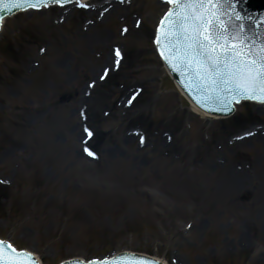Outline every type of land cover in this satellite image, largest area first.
<instances>
[{
	"label": "rangeland",
	"instance_id": "obj_1",
	"mask_svg": "<svg viewBox=\"0 0 264 264\" xmlns=\"http://www.w3.org/2000/svg\"><path fill=\"white\" fill-rule=\"evenodd\" d=\"M156 4L131 0L86 32L112 37L125 58L85 103L83 91L99 75H91L95 63L105 54L111 61L110 45H82L76 13L53 18L43 11L6 21L0 36V181L10 183H0V233L45 264L119 250L182 264H264L262 171L252 165L264 163V139L228 146L231 137L264 123V109L255 108L237 126L232 119L202 120L174 90L162 89L164 73L150 43L161 13ZM139 18L142 25L134 29ZM134 86L142 93L130 109H121ZM83 104L95 133L89 144L98 153L91 160L80 151L84 118L77 111ZM133 130L146 136L144 146L136 136L123 140ZM232 170L248 180L240 194L227 188Z\"/></svg>",
	"mask_w": 264,
	"mask_h": 264
},
{
	"label": "snow or ice",
	"instance_id": "obj_2",
	"mask_svg": "<svg viewBox=\"0 0 264 264\" xmlns=\"http://www.w3.org/2000/svg\"><path fill=\"white\" fill-rule=\"evenodd\" d=\"M123 2V0H122ZM167 11L160 18L154 34V44L160 58L174 73L181 86L196 104L209 111L232 114L242 100L264 103V16L254 19L245 14L243 0H165ZM73 4L81 8L95 5L82 0H0V11L11 14L14 10L28 11ZM103 14V13H101ZM4 18L0 16V28ZM255 25V30L249 25ZM137 27L142 21H136ZM129 31L125 26L122 34ZM46 49L41 48L44 52ZM124 52L114 48V66L119 67ZM109 72L102 70L101 79ZM95 82L93 81V84ZM92 85H90L91 87ZM134 92L127 100L133 105L138 99ZM82 115H84L82 111ZM87 138L94 131L85 126ZM254 133L245 131L243 139ZM170 142L172 136L165 133ZM140 144L146 136L139 135ZM83 151L96 158L98 153L85 144ZM10 183V181H0ZM190 228L191 225L189 224ZM116 258L89 261L88 264H117ZM0 264H37L32 252L18 249L7 240H0ZM81 264V262H76ZM131 264H156L143 257L132 258Z\"/></svg>",
	"mask_w": 264,
	"mask_h": 264
},
{
	"label": "bare ground",
	"instance_id": "obj_3",
	"mask_svg": "<svg viewBox=\"0 0 264 264\" xmlns=\"http://www.w3.org/2000/svg\"><path fill=\"white\" fill-rule=\"evenodd\" d=\"M94 5H95L94 7H91L85 13V15H86L85 19L88 21V24L84 25L82 23L80 25V27L77 28L75 35L82 42H85V43L99 42V44L102 43L103 45H105L110 41V38L106 37V35L104 33H101L99 37H98V35H96L95 37L91 38V37H89V33H86V32L89 29H91V27L96 26L97 21H98L97 16L99 17V12H100V15L102 16L103 19H107L110 16L116 14L117 12L119 13L120 11H122L125 7V4L114 3L111 1V2H108L106 4H101V5L100 4H94ZM101 13H103V14H101ZM83 22H85V21H83ZM98 63H96L94 65V67L97 66ZM103 68L104 69L108 68L109 69L108 73H111L114 70V66H113V64L110 65V61H109L107 55H105L104 59L102 60V63L99 64V68L96 69L97 71L94 70L92 72V76H94L93 73L95 71L99 72L100 70H103ZM164 73H165L166 77L170 79V83H168V84H170L173 88H175L173 80L168 76V74L165 70H164ZM96 81H98V82H96L98 84L99 80H96ZM92 82H93V80H92ZM180 98L184 101V96L180 95ZM122 109H126L124 104L122 106ZM252 130L254 133L252 136H249L248 138H243V140H241V141H235L228 146L232 150H234V149L243 148V147L248 146V145H254L256 143V141H259L260 139H264V125L253 128V129H251V131ZM132 138L133 137L131 135H129V136H125L123 138V140L129 143L132 141ZM225 139H226V136H222L220 141H223ZM252 165L259 167L262 171L261 175H259V177L261 178L259 188L263 192V196H264V163L262 161H253ZM211 166H213V164H211ZM252 177L256 178L258 176L253 175ZM231 182H232V185H231ZM249 182H250V180H249ZM223 183L224 182L220 183V186H222ZM227 185H228L227 188L230 192H232L234 194H240L242 191L246 190V188L248 187L249 184H248V180L246 179V176L244 175V173H242L241 171H238V170H232L229 172V180H228ZM242 196H245V194H243ZM197 228L198 229L200 228V224L197 226ZM244 239H245V234H242L241 240L246 245L247 240H244ZM261 258H262V260H264V255ZM178 263L181 264V261H178Z\"/></svg>",
	"mask_w": 264,
	"mask_h": 264
},
{
	"label": "water",
	"instance_id": "obj_4",
	"mask_svg": "<svg viewBox=\"0 0 264 264\" xmlns=\"http://www.w3.org/2000/svg\"><path fill=\"white\" fill-rule=\"evenodd\" d=\"M262 1H264V0H262ZM11 20H15V18L9 19V20H7V21H11Z\"/></svg>",
	"mask_w": 264,
	"mask_h": 264
}]
</instances>
